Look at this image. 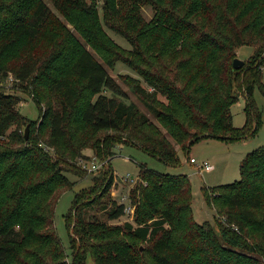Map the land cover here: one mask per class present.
Returning a JSON list of instances; mask_svg holds the SVG:
<instances>
[{
	"label": "trees",
	"instance_id": "1",
	"mask_svg": "<svg viewBox=\"0 0 264 264\" xmlns=\"http://www.w3.org/2000/svg\"><path fill=\"white\" fill-rule=\"evenodd\" d=\"M143 6L153 11L148 21ZM100 10L96 0H0V83L13 73L40 111L38 120L25 117L17 95L0 87V264H85L88 255L94 264H264V145L243 157L238 180L201 188L217 229L195 220L186 174L140 163L141 182L128 191L134 217L122 224L110 223L125 206L109 194L118 144L178 166L179 151L187 154L194 142L255 132L254 87L264 95V0H103ZM86 44L110 68L121 61L139 73L145 86L129 76V88L175 144L126 101ZM242 45L257 50L235 69ZM240 95L245 121L235 127L230 109ZM25 126L27 138L19 132ZM85 149L107 164L75 193L65 216L67 259L54 207L74 185L68 174L86 178L79 164L89 158ZM93 208L106 221L89 218Z\"/></svg>",
	"mask_w": 264,
	"mask_h": 264
},
{
	"label": "rangeland",
	"instance_id": "2",
	"mask_svg": "<svg viewBox=\"0 0 264 264\" xmlns=\"http://www.w3.org/2000/svg\"><path fill=\"white\" fill-rule=\"evenodd\" d=\"M99 6V15L101 16L102 12L100 6L102 5L103 0H96ZM142 12L144 18L148 21L153 16V11L150 6H143ZM107 34L112 38L118 46L124 49H131V45L119 34L115 33L113 30L104 26ZM75 36L83 43L84 40L74 32ZM87 48L93 54L97 61L101 62L102 65L106 68L107 72L114 78L116 83L119 85L120 89L125 93L126 101H133L139 107V110L146 114L153 124L157 125L161 131L166 135L172 143L174 140L166 132V130L157 122L154 116L147 110V108L141 102L142 100L131 91L129 85L126 81L130 80L129 76L134 79H138L142 86H145L143 78L139 73L133 71L125 63L118 61L113 68H110L108 65L102 62V59L90 49L86 44ZM256 48L250 45H242L235 50L236 58H239L245 62H248L251 57L256 53ZM264 57V51L261 54L262 58ZM261 70V82L264 85V65L259 68ZM0 87L5 92V95H17L19 98V103L17 105L18 110L25 117L38 120L40 111L36 108L34 104L33 97L26 94L19 88V82H15L13 73L9 72L7 77L3 82L0 83ZM107 94H110L107 92ZM158 101H167L166 98L158 94ZM253 100L255 105L260 111L261 122L258 125L255 132L245 138L234 139V140H222L216 138H208L198 142H194L189 147L188 153L186 154L182 150L179 151V161L178 166H169L158 161L156 158L149 156L142 152L140 149L126 145L118 144L114 148L115 155L110 159V164L114 172V179L109 188L110 197L114 198L118 203L122 202L121 197L125 198L124 206L130 204L128 200V190L135 185L136 183L129 180L131 177L133 179L137 178V172L140 163L146 164L147 167L153 168L157 171L170 174H186L191 183L192 193H193V202L192 209L194 218L198 223L209 222L215 229L216 224H214V210L212 206L207 203L202 195L201 188L203 186H216L221 184L232 183L239 179L240 177V163L242 158L246 153L261 147L264 145V95L260 90V85H256L253 90ZM244 106L245 99L243 95H240L238 101L231 106L232 114V123L235 127H240L245 121L244 115ZM14 127L9 129L12 130ZM26 128V126H25ZM24 127H21L19 132L24 131ZM9 133V132H8ZM28 133V132H27ZM175 144V143H174ZM178 148V145L175 146ZM84 154L89 157L88 159L83 158L80 160L81 168L86 170L87 176L85 179H79L72 174H68L70 180L73 181L74 185L71 189L61 192L57 202L54 207V227L56 233L67 252V259H70V241L69 235L66 228L65 216L71 207L74 195L76 192H81L90 186L93 185V175L97 171L103 168L105 165H100V167L93 172H89L83 164L89 166L91 163H101L92 153L91 149H85ZM194 158L196 163H191L190 158ZM203 161L208 162L212 165V168L209 170L203 169L201 172L197 171L196 164H200ZM106 162V160H105ZM107 164V163H106ZM128 177V180H125ZM135 181V180H134ZM90 218L92 214L101 221H106L104 213L97 209L93 208L87 213ZM133 215L129 213H124V215L116 221H112V224H122L125 221H132ZM85 264H94L92 258L88 255L86 258Z\"/></svg>",
	"mask_w": 264,
	"mask_h": 264
},
{
	"label": "built area",
	"instance_id": "3",
	"mask_svg": "<svg viewBox=\"0 0 264 264\" xmlns=\"http://www.w3.org/2000/svg\"><path fill=\"white\" fill-rule=\"evenodd\" d=\"M190 160V162L191 163H196V160L195 159H193V158H190L189 159ZM79 164H80V162H79ZM100 165H106V162L105 161H102L101 163H95V162H93V163H91L89 166H87L86 164H83V167H85L89 172H93V170H96V169H98L99 167H100ZM212 167V165H210L208 162H206V161H203L202 163H200V164H196V168H197V171L198 172H201L203 169H209V168H211ZM125 180H128V177H126V179ZM129 180H131V181H133V182H135V183H138V182H141V179L137 176V178L136 179H133L132 177H131V179H129ZM135 180V181H134ZM129 191V190H128ZM127 197H128V195H127ZM121 199H122V202L125 204V198L122 196L121 197ZM134 205H131V204H129V205H127V206H125V208H124V212L125 213H131L132 215H133V217H134ZM133 220V219H132Z\"/></svg>",
	"mask_w": 264,
	"mask_h": 264
},
{
	"label": "water",
	"instance_id": "4",
	"mask_svg": "<svg viewBox=\"0 0 264 264\" xmlns=\"http://www.w3.org/2000/svg\"><path fill=\"white\" fill-rule=\"evenodd\" d=\"M243 64H244V61L243 60H241L239 58H234V60H233V67L235 69L241 68L243 66ZM27 132H28V126H26V128H25V137L26 138L28 137V133Z\"/></svg>",
	"mask_w": 264,
	"mask_h": 264
},
{
	"label": "crops",
	"instance_id": "5",
	"mask_svg": "<svg viewBox=\"0 0 264 264\" xmlns=\"http://www.w3.org/2000/svg\"><path fill=\"white\" fill-rule=\"evenodd\" d=\"M243 159V158H242ZM211 165V164H210ZM212 168V167H211ZM211 168H209V169H211ZM209 169H206V170H209ZM137 174H138V172H137Z\"/></svg>",
	"mask_w": 264,
	"mask_h": 264
}]
</instances>
